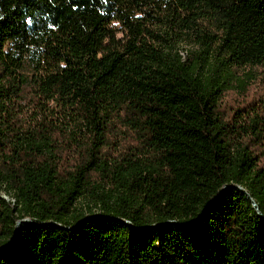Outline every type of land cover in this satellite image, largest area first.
I'll return each instance as SVG.
<instances>
[{
	"label": "trees",
	"instance_id": "obj_1",
	"mask_svg": "<svg viewBox=\"0 0 264 264\" xmlns=\"http://www.w3.org/2000/svg\"><path fill=\"white\" fill-rule=\"evenodd\" d=\"M257 75L264 0H0V264H264Z\"/></svg>",
	"mask_w": 264,
	"mask_h": 264
},
{
	"label": "rangeland",
	"instance_id": "obj_2",
	"mask_svg": "<svg viewBox=\"0 0 264 264\" xmlns=\"http://www.w3.org/2000/svg\"><path fill=\"white\" fill-rule=\"evenodd\" d=\"M186 48H183L185 50ZM184 55V51L182 53ZM33 62L24 63L22 73H23V83L22 89L19 94V100L17 103V109L14 112V116L18 123L23 127L27 126V124H39L50 130L53 133L54 137L59 141L65 136L67 130L65 129L67 124L66 121L62 122H55V117H50L47 119L46 113L44 112V106L46 105L45 101H42L38 96V89L40 87L32 84V64ZM38 87V88H37ZM123 96L126 97L128 103L132 102V95L127 93H121ZM257 102L260 101L264 104V85L261 84L258 80V75L255 77L253 82L247 89V94L243 98H238L234 94H227L224 96L222 100L221 106L228 109L232 108L239 104H248L250 102ZM55 102H49L47 105L49 108L55 107ZM253 152L258 158L259 167L264 169V145H255L253 146ZM1 198H3L6 202H10L11 204L14 203L12 198L7 195L5 192L2 191L0 193ZM87 202H82L78 204L79 209H87L88 207Z\"/></svg>",
	"mask_w": 264,
	"mask_h": 264
},
{
	"label": "water",
	"instance_id": "obj_3",
	"mask_svg": "<svg viewBox=\"0 0 264 264\" xmlns=\"http://www.w3.org/2000/svg\"><path fill=\"white\" fill-rule=\"evenodd\" d=\"M246 197H247V199L252 203V206H253L254 210H255L257 213H259V210H258L257 206L252 202L251 198H250L248 195H246ZM210 204H211V203H210ZM91 218H97V217L95 216V217H91ZM87 219H90V218L88 217ZM84 220H86V219H84ZM196 222H199V220L196 221ZM196 222H193V223H185V224H183L182 226H183V227L194 226V225L196 224ZM22 223H32V224H35V223H37V222H36L35 220H30V221H29V220H22V221L18 222V223L16 224V226H15V238H14V241L17 240L19 227H20V225H21ZM45 225H47V226H52V225H54V223L50 222V223L45 224ZM161 226H162V225H161ZM12 245H13V244H12ZM8 247H9V246H7L6 248H8Z\"/></svg>",
	"mask_w": 264,
	"mask_h": 264
}]
</instances>
